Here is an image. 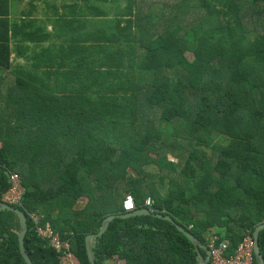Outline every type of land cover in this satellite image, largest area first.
<instances>
[{
  "label": "trees",
  "instance_id": "1",
  "mask_svg": "<svg viewBox=\"0 0 264 264\" xmlns=\"http://www.w3.org/2000/svg\"><path fill=\"white\" fill-rule=\"evenodd\" d=\"M100 1L87 24L14 22L0 0V203L17 174L25 252L59 264L37 212L79 264L111 216L95 264H199L158 215L203 244L216 232L232 255L264 224V0ZM125 195L149 215L123 218ZM19 228L0 210V264H26ZM259 245L264 258V231Z\"/></svg>",
  "mask_w": 264,
  "mask_h": 264
},
{
  "label": "built area",
  "instance_id": "2",
  "mask_svg": "<svg viewBox=\"0 0 264 264\" xmlns=\"http://www.w3.org/2000/svg\"><path fill=\"white\" fill-rule=\"evenodd\" d=\"M10 182L11 188L4 194L2 202L12 206L20 203L23 188L15 173L10 174ZM149 202L148 200L145 202V207H150ZM122 209L124 214L136 211L133 198L130 195L124 197ZM30 218L35 225L36 236L48 243L49 247L57 254L59 264H79L69 251V244L61 241L47 223L40 225L42 218L40 213H31ZM206 246L211 252L210 264H255L252 237L245 238L232 255L228 254L229 242L222 241L216 233H210Z\"/></svg>",
  "mask_w": 264,
  "mask_h": 264
},
{
  "label": "crops",
  "instance_id": "3",
  "mask_svg": "<svg viewBox=\"0 0 264 264\" xmlns=\"http://www.w3.org/2000/svg\"><path fill=\"white\" fill-rule=\"evenodd\" d=\"M67 0H47L43 2V0H10V19L14 22L18 21L23 15L22 13H28L31 12V16L29 18L31 19H37L40 21H43L44 23L47 22V20H57L58 18H74L76 19V22H83L89 24V20L92 18L93 15L90 17V14H85V4L89 6L90 0H69V2H66ZM103 3L102 5L106 9H110L113 3H111L110 0H103L100 1ZM41 3L43 7L41 6ZM100 3V4H101ZM12 4V8H11ZM75 7V13H72V7ZM121 7L125 5L124 2L120 1ZM82 10V11H81ZM11 11L13 12L11 16ZM66 15V16H64ZM47 25V31L50 32L53 29ZM88 30V29H86ZM28 46V45H27ZM47 47V44L45 45ZM26 53H29L26 52ZM12 57L15 56V52L11 54ZM16 58V62L25 65L27 62L22 57H14ZM87 203L86 199H81L77 206L75 207L76 210H79ZM216 233V232H213ZM115 262H118V264H125L123 261H117L116 259L110 260L106 264H114Z\"/></svg>",
  "mask_w": 264,
  "mask_h": 264
},
{
  "label": "water",
  "instance_id": "4",
  "mask_svg": "<svg viewBox=\"0 0 264 264\" xmlns=\"http://www.w3.org/2000/svg\"><path fill=\"white\" fill-rule=\"evenodd\" d=\"M0 210H10L12 212H14L20 220V228H19V233H18V243L20 245V252L21 255L24 259V261L26 262V264H33L30 257L28 256V254L25 252L24 247H23V240H24V236L26 234L27 231V224H26V217L25 215L17 208L8 205L6 203H0ZM149 215L148 210H140V211H134L131 213H125L123 215V218H130V217H135V216H147ZM158 219H161L163 221L169 222L170 224L174 225L175 228L177 229V231L182 234L189 242L190 244H192L196 250V252H198L197 254H199L198 257H200L199 260V264H210V260H211V252L208 250L206 244H203L200 240H198L197 238H195L194 236H192L189 232L183 230L181 227L175 225L173 223V221L169 218V217H162L160 215L156 216ZM114 216L108 217L107 219H105L102 222L101 228L100 230L96 233V234H92V235H88L85 238V251H86V256H87V260L89 262V264H95L92 254H91V248H90V242L91 240L101 237L106 229L108 224L114 219ZM264 231V224L259 226L253 235V243H254V256L255 259L257 261V264H264V258L261 254V250H260V245H259V237H260V233ZM201 252L205 253V256L202 255Z\"/></svg>",
  "mask_w": 264,
  "mask_h": 264
},
{
  "label": "rangeland",
  "instance_id": "5",
  "mask_svg": "<svg viewBox=\"0 0 264 264\" xmlns=\"http://www.w3.org/2000/svg\"><path fill=\"white\" fill-rule=\"evenodd\" d=\"M45 1H47V0H43V2H45ZM58 1H60V0H58ZM66 2H69V0H67ZM41 6L43 7V5H42V3H41ZM11 8H12V4H11ZM12 14H13V12L11 11V16H12ZM188 56L190 57V58H192V54H190V53H188ZM221 138H217L216 137V141H222V140H220ZM223 142V141H222ZM145 170L147 171V172H149V173H151V174H153V173H155L156 172V169L154 168V167H148V168H145ZM126 196V195H125ZM124 196V197H125ZM147 201V200H146ZM145 201V202H146ZM149 201V200H148ZM145 202H144V205H145ZM149 205H151V203L149 202ZM115 260V259H114ZM117 260V259H116ZM117 261H119V260H117ZM114 264H118V262H115Z\"/></svg>",
  "mask_w": 264,
  "mask_h": 264
}]
</instances>
